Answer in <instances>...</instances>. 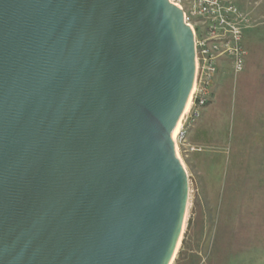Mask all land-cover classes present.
I'll list each match as a JSON object with an SVG mask.
<instances>
[{
    "label": "water",
    "instance_id": "water-1",
    "mask_svg": "<svg viewBox=\"0 0 264 264\" xmlns=\"http://www.w3.org/2000/svg\"><path fill=\"white\" fill-rule=\"evenodd\" d=\"M195 73L169 0H0V264H171Z\"/></svg>",
    "mask_w": 264,
    "mask_h": 264
},
{
    "label": "rangeland",
    "instance_id": "rangeland-1",
    "mask_svg": "<svg viewBox=\"0 0 264 264\" xmlns=\"http://www.w3.org/2000/svg\"><path fill=\"white\" fill-rule=\"evenodd\" d=\"M235 2L251 18L246 65L222 64L179 151L189 201L173 264H264V0Z\"/></svg>",
    "mask_w": 264,
    "mask_h": 264
},
{
    "label": "built area",
    "instance_id": "built-area-1",
    "mask_svg": "<svg viewBox=\"0 0 264 264\" xmlns=\"http://www.w3.org/2000/svg\"><path fill=\"white\" fill-rule=\"evenodd\" d=\"M169 1L183 11L186 24L194 32L196 50V91L176 139L180 151L187 147L191 129L202 120L212 101L222 64L229 63L235 74L244 70L248 56L245 31L251 24V18L235 0Z\"/></svg>",
    "mask_w": 264,
    "mask_h": 264
},
{
    "label": "bare ground",
    "instance_id": "bare-ground-1",
    "mask_svg": "<svg viewBox=\"0 0 264 264\" xmlns=\"http://www.w3.org/2000/svg\"><path fill=\"white\" fill-rule=\"evenodd\" d=\"M196 91V86L194 85L193 86V89H192V92L190 94V97H189V100L187 102V106L185 108V111L179 121V123L177 124V127H176V130H175V133H174V137H173V140L175 142V147H176V152H177V156L181 159V156H180V152H179V148L178 147V144L176 143V139H177V136L181 130V127H182V123H183V119L185 118V116L189 113L190 109H191V106H192V101H193V96H194V93ZM188 211V210H187ZM186 221V220H185ZM184 228H185V224H184V227H183V231H182V235H181V238H180V241H179V244H178V247H177V250L175 252V255L173 257V260L171 262V264L174 263V259L176 257V254L178 253V250H180L179 248L181 247L180 244H181V240H182V236H183V232H184Z\"/></svg>",
    "mask_w": 264,
    "mask_h": 264
},
{
    "label": "crops",
    "instance_id": "crops-1",
    "mask_svg": "<svg viewBox=\"0 0 264 264\" xmlns=\"http://www.w3.org/2000/svg\"><path fill=\"white\" fill-rule=\"evenodd\" d=\"M176 264H178V263H176Z\"/></svg>",
    "mask_w": 264,
    "mask_h": 264
}]
</instances>
